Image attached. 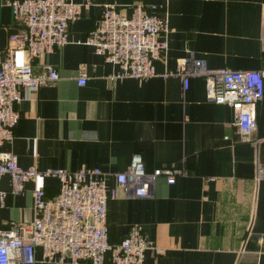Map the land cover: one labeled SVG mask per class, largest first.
Instances as JSON below:
<instances>
[{
	"label": "crops",
	"instance_id": "1",
	"mask_svg": "<svg viewBox=\"0 0 264 264\" xmlns=\"http://www.w3.org/2000/svg\"><path fill=\"white\" fill-rule=\"evenodd\" d=\"M13 1L0 0V60L17 31ZM108 4L162 6L169 49L155 63L156 76L115 81L119 68L85 44ZM189 49L210 69L264 71V0H92L71 24L68 44L34 62L35 72L53 65L59 81L21 92L14 138L0 152H11L24 168H99L111 189L136 153L148 173L183 170L173 185L159 178L147 198L117 188L108 207L110 242L140 226L153 242L144 264H264V99L256 130L241 135L232 109L209 102L205 79L191 78L185 90L175 74ZM82 69L85 86L78 83ZM39 188L53 198L60 182L32 180L15 194L10 177L0 179L1 230L34 220ZM36 259L48 264L40 249Z\"/></svg>",
	"mask_w": 264,
	"mask_h": 264
},
{
	"label": "built area",
	"instance_id": "2",
	"mask_svg": "<svg viewBox=\"0 0 264 264\" xmlns=\"http://www.w3.org/2000/svg\"><path fill=\"white\" fill-rule=\"evenodd\" d=\"M91 3L15 0L10 4L17 31L8 37L5 56L0 60V148L14 138L20 118L15 106L21 92H37L59 81L53 65L44 64L40 72H35L34 62L68 44L71 24L81 17L84 5ZM162 9L145 4L126 9L115 4L103 7L85 44L119 68L113 76L115 81L142 82L156 76L155 63L163 60L169 49V24ZM175 74L185 90L191 78L205 79L209 102L232 109L233 124L241 135L247 137L256 130L258 105L264 99V71L210 69L189 49L178 61ZM78 83L87 84L84 69ZM4 175L10 177L15 194L24 192L26 183L40 178L58 179L60 191L49 198L44 189H37L34 220L0 229V264H36L38 249L42 251L41 262L48 264H144L153 242L140 226H133L119 242H110L109 202L118 197L117 188L123 189L128 198H147L159 178L173 185L185 173L176 169L148 173L142 154L136 153L128 169L115 175L118 187L111 189L99 168H24L11 152H0V179ZM5 198L0 190V208Z\"/></svg>",
	"mask_w": 264,
	"mask_h": 264
}]
</instances>
